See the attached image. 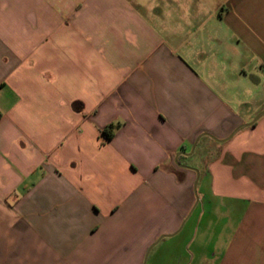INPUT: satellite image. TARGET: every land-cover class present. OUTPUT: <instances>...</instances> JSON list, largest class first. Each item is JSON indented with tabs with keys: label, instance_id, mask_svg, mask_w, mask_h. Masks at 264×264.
I'll use <instances>...</instances> for the list:
<instances>
[{
	"label": "crops",
	"instance_id": "0c3cea01",
	"mask_svg": "<svg viewBox=\"0 0 264 264\" xmlns=\"http://www.w3.org/2000/svg\"><path fill=\"white\" fill-rule=\"evenodd\" d=\"M262 112L264 0H0V264H264Z\"/></svg>",
	"mask_w": 264,
	"mask_h": 264
},
{
	"label": "rangeland",
	"instance_id": "374dc122",
	"mask_svg": "<svg viewBox=\"0 0 264 264\" xmlns=\"http://www.w3.org/2000/svg\"><path fill=\"white\" fill-rule=\"evenodd\" d=\"M175 239H165L162 240L160 245H158L153 252L146 256L143 264H212V258L206 255L203 258H192L191 254L182 251L181 255L173 251L172 247L174 245ZM160 246V247H159ZM159 248L160 251H159ZM187 249V248H186ZM207 256V258H206Z\"/></svg>",
	"mask_w": 264,
	"mask_h": 264
},
{
	"label": "trees",
	"instance_id": "16d2710c",
	"mask_svg": "<svg viewBox=\"0 0 264 264\" xmlns=\"http://www.w3.org/2000/svg\"><path fill=\"white\" fill-rule=\"evenodd\" d=\"M114 126L111 125L102 132V136L105 140H111L114 137Z\"/></svg>",
	"mask_w": 264,
	"mask_h": 264
},
{
	"label": "water",
	"instance_id": "95a60500",
	"mask_svg": "<svg viewBox=\"0 0 264 264\" xmlns=\"http://www.w3.org/2000/svg\"><path fill=\"white\" fill-rule=\"evenodd\" d=\"M263 114H264V112H262V114H260L259 116H257V117L255 118V120L253 121L252 124H254L255 122H257ZM252 124H251V125H252ZM249 125H250V124H249ZM195 147H196V146H194L193 151H194ZM196 186H197V182H196V184H195V188H196Z\"/></svg>",
	"mask_w": 264,
	"mask_h": 264
}]
</instances>
